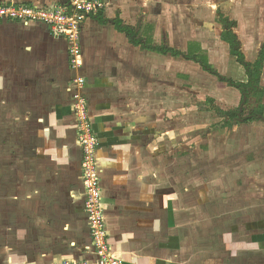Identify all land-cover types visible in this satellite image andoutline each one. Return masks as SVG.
Masks as SVG:
<instances>
[{"label": "crops", "instance_id": "1", "mask_svg": "<svg viewBox=\"0 0 264 264\" xmlns=\"http://www.w3.org/2000/svg\"><path fill=\"white\" fill-rule=\"evenodd\" d=\"M70 1L0 3L45 8ZM129 1L150 18L151 0ZM122 2L107 1L101 13L106 23L90 18L83 25L78 69L70 63V44L54 38L47 26L0 22V264L91 259L71 88L77 78L85 80L83 94L100 143L102 199L113 255L123 264H227L203 250L208 237L213 241L198 229L200 207L208 203L199 198L197 206L193 202L186 208L184 174L172 175L168 162L154 158L160 144L151 139L148 121L138 122L131 109L136 63L141 59L147 69L143 56L148 52L114 26L118 16L131 28L138 24H132L136 15L127 18L124 8L130 6ZM143 25L145 39L138 38L157 46L156 23ZM208 62L216 69L210 56ZM245 74L241 83L248 82ZM214 210L216 214L217 205Z\"/></svg>", "mask_w": 264, "mask_h": 264}, {"label": "rangeland", "instance_id": "2", "mask_svg": "<svg viewBox=\"0 0 264 264\" xmlns=\"http://www.w3.org/2000/svg\"><path fill=\"white\" fill-rule=\"evenodd\" d=\"M122 3L130 6L124 8L127 18L136 15L132 24L138 23L133 27L137 38L145 39L143 24L153 20L155 47L183 52L175 57L146 49L147 69L141 59L136 63L131 109L137 112L138 122L148 121L151 139L160 144L154 158L164 165L168 162L172 175L184 174L186 208L193 207V202L197 206L199 198L202 204L208 203L200 207L198 229L213 241L208 237L203 250L227 264H264V244H260L264 243V68L256 92L248 90L243 95L222 81L246 80L244 67L222 40L223 33L237 35L247 62L260 58L264 0H151L150 18L137 13L139 8L130 1ZM189 42L200 47H187ZM191 50L207 61L210 56L221 77L188 60ZM89 105L87 98L88 113ZM229 113L233 115H225Z\"/></svg>", "mask_w": 264, "mask_h": 264}, {"label": "built area", "instance_id": "3", "mask_svg": "<svg viewBox=\"0 0 264 264\" xmlns=\"http://www.w3.org/2000/svg\"><path fill=\"white\" fill-rule=\"evenodd\" d=\"M107 2L102 0H71L62 6L35 7L29 5L0 3V22L15 21L23 24L39 23L49 28L56 39H65L69 44L72 68L81 67L80 37L83 25L92 16L104 11ZM85 80L73 82L72 98L77 122V138L82 149V181L86 192L85 212L88 217L91 245L87 251L91 259L82 261L64 260L61 264H123L112 252L109 241L105 210L102 199L99 140L93 130L90 115L86 112L87 97L83 94Z\"/></svg>", "mask_w": 264, "mask_h": 264}, {"label": "trees", "instance_id": "4", "mask_svg": "<svg viewBox=\"0 0 264 264\" xmlns=\"http://www.w3.org/2000/svg\"><path fill=\"white\" fill-rule=\"evenodd\" d=\"M94 18H97L101 23H106L107 21L99 14L97 16H93ZM115 27L116 29L125 34L129 40V42L135 46H141L143 49L151 50V51H157L162 54H171L172 56L178 57L180 55H183L181 52L176 51L172 48L166 47V48H159L151 45H147L144 43L143 40L137 38V33L133 28L130 26H125L122 23V20L117 19L115 21ZM222 40L227 43L230 46L231 54L237 58V62L244 67L247 76H248V82L247 83H241V82H233V81H227L222 78L223 82H228L230 85L235 86L236 88L240 89L244 94H248V90L256 92L257 89H260V83H261V77H262V71L264 68V46L260 53V58L255 63H250L246 61L244 53L240 50V42L238 40L237 35L234 34L232 31H227L222 34ZM200 53V52H199ZM187 59L190 61H194L195 63H199L200 66L213 74H215L218 77H221L216 70H214L213 66L209 64L207 61V58H200L199 54L195 53H189L186 55ZM244 98V96H243ZM242 98V99H243ZM227 116H232L233 114H225ZM232 124V122H230Z\"/></svg>", "mask_w": 264, "mask_h": 264}]
</instances>
